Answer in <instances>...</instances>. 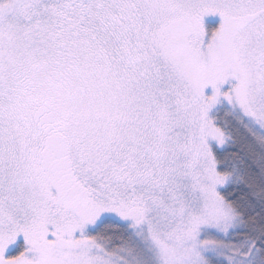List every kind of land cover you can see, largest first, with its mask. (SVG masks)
Wrapping results in <instances>:
<instances>
[{"label":"snow or ice","instance_id":"obj_1","mask_svg":"<svg viewBox=\"0 0 264 264\" xmlns=\"http://www.w3.org/2000/svg\"><path fill=\"white\" fill-rule=\"evenodd\" d=\"M0 264H264V0H0Z\"/></svg>","mask_w":264,"mask_h":264}]
</instances>
